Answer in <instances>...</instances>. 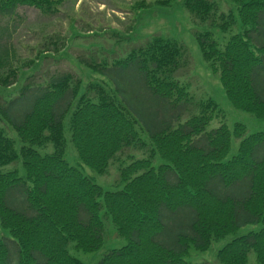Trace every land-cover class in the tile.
I'll list each match as a JSON object with an SVG mask.
<instances>
[{
	"label": "trees",
	"instance_id": "1",
	"mask_svg": "<svg viewBox=\"0 0 264 264\" xmlns=\"http://www.w3.org/2000/svg\"><path fill=\"white\" fill-rule=\"evenodd\" d=\"M174 1L156 4L170 7ZM234 1L236 13L220 11L215 0L183 4L196 20L212 26L196 37L231 103L264 119V85L259 80L264 70V0ZM63 2L0 0V14L12 16L23 5L57 13ZM137 7L145 8L142 3ZM238 24L240 31L223 44L215 37V29L226 33ZM8 53L7 43H0V68ZM38 56L49 57L44 50ZM35 63L31 60L28 66ZM90 65L108 69L106 64ZM114 65L135 68L151 103L164 105L152 119L140 113L136 117L128 99L100 82L81 91L82 80L71 73L53 75L44 83L28 78L17 96L0 98V117L21 140L18 151L15 139L0 125V166L21 159L24 168L23 175L19 169L0 171V225L12 237L10 243L0 238V264H86L70 252V243L85 251L99 249L108 222L127 243L106 252L99 264H209L188 261L185 255L192 245L206 250L220 234L245 224H264V130L247 134L240 122L233 129L222 123L208 130L220 106L211 97L197 101L189 83L181 80L180 71L192 65L186 46L175 37L153 34ZM19 72L0 74V85L15 84ZM185 113L189 117L182 121ZM138 118L166 162L154 167L150 159L134 160L121 172L124 186L105 189L66 158L69 139L79 161L103 173L119 152L145 145ZM233 136L241 139L238 152L224 161ZM50 145L52 152H42ZM181 215L175 233L166 237L170 218ZM251 251L264 264V227L235 238L218 256L225 264H248Z\"/></svg>",
	"mask_w": 264,
	"mask_h": 264
},
{
	"label": "rangeland",
	"instance_id": "2",
	"mask_svg": "<svg viewBox=\"0 0 264 264\" xmlns=\"http://www.w3.org/2000/svg\"><path fill=\"white\" fill-rule=\"evenodd\" d=\"M157 1L64 0L57 13H43L36 7L23 5L12 16L0 14V43H7L9 47L7 62L0 68L2 72L0 74H7L12 69L20 71V78L15 84L7 87L0 85V98L10 100L17 96L18 87L24 85L28 78L33 83H44L53 75L71 73L75 79L82 80L81 91H84L86 86L92 82H100L109 90H114L120 98L128 99L137 111L133 112L136 117H139L138 113H140L152 119L155 109H161L164 105L151 103L149 94L141 88L140 75L135 68L121 70L114 63L126 58L133 48L145 43L151 35L164 34L180 40L189 51L192 65L182 69L179 75L183 82L189 83L191 94L194 95L192 96L197 101L211 97L219 103L221 113L215 116L208 130L222 123L233 129L238 122L247 126V134L264 130V119L239 109L231 103L222 86L220 76L213 73L203 59L196 33L211 29V24L196 20L185 8L183 0L174 1L170 7L159 6L156 4ZM215 1L220 11L237 12L236 1ZM139 3H142L145 9L138 8ZM239 31L240 25L238 24L226 33L218 29H215L214 33L223 44L231 34ZM261 39L264 42L263 34ZM55 42L57 49H55ZM41 50H44L49 57L41 60L38 56ZM31 60L36 63L29 67ZM90 63L93 65L106 64L108 69H104L103 66L97 68ZM259 80L264 85V70L260 71ZM22 107L23 104L18 105V108ZM188 117V113H185L181 119L184 121ZM139 121L138 129L145 145L132 146L119 152L116 159L111 161L103 173L81 163L77 149L68 138L66 158L105 189L113 190L124 186L121 172L134 160L150 159L154 167L166 162L149 139V132L143 120L139 119ZM0 125L5 128L10 137L15 139L16 149L20 151L21 140L17 131L1 117ZM67 136L69 137V133ZM240 140L239 137H232L231 148L223 159L224 161L237 154ZM52 151V145L42 150V152ZM12 169H19L20 174H24L21 159L0 166L1 172ZM212 207L211 204L207 208ZM183 218L184 215L170 218L169 229L165 232L166 237L175 233L177 224L182 222ZM262 227H264L262 223H248L230 233L220 234L221 236L214 239L206 250H198L192 245L185 258L191 262L225 264L219 259V251L235 238L250 231H258ZM120 236L116 225L108 222L105 240L99 249L85 251L75 248V244L70 243L69 250L86 264H99L106 252L127 243V240ZM0 238H4L8 243H10L9 239H12L9 231L1 225ZM248 264H259L254 251L249 254Z\"/></svg>",
	"mask_w": 264,
	"mask_h": 264
}]
</instances>
